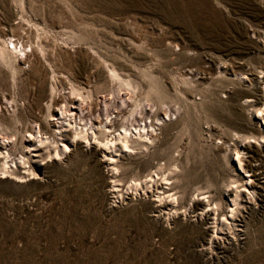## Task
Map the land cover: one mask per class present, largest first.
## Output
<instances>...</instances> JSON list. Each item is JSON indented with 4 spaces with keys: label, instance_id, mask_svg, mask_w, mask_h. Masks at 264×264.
Masks as SVG:
<instances>
[{
    "label": "rangeland",
    "instance_id": "obj_1",
    "mask_svg": "<svg viewBox=\"0 0 264 264\" xmlns=\"http://www.w3.org/2000/svg\"><path fill=\"white\" fill-rule=\"evenodd\" d=\"M0 48V147L37 174L0 178V264H264V0H0Z\"/></svg>",
    "mask_w": 264,
    "mask_h": 264
},
{
    "label": "bare ground",
    "instance_id": "obj_2",
    "mask_svg": "<svg viewBox=\"0 0 264 264\" xmlns=\"http://www.w3.org/2000/svg\"><path fill=\"white\" fill-rule=\"evenodd\" d=\"M3 36L8 37V34L7 33H4ZM15 46L17 47V45H15ZM10 54H11V52L8 49L0 48V59L2 61H4V63L11 64L10 61L12 59L10 57ZM112 71H113L112 76L114 78L119 79L123 84L126 83L129 86L131 85V83L128 82V81H125V79H123L120 76V74L115 69H113ZM145 75L149 77L148 73H145ZM141 88H142V86H141ZM151 91L152 92H155V87H154V85L152 83H151ZM61 115H64L63 111L61 112ZM55 119L56 120H61L62 117L59 116V113H58L56 116H54V120ZM62 126L65 127V125H62ZM140 127H141V129L139 130V132L138 133H135V134H138L139 135L138 138H141V142L139 140H136V139L134 140L133 134H132L131 130L128 129L127 126H124L123 127L124 128V132H120L117 137H115V138H113L111 140H107L104 143V146L103 147L100 146L102 148V150H103L102 152L104 153V156L106 157V160L111 161L109 163H112L114 161V159H115V156H114L113 152L116 151L115 148L117 147V141H120L121 142V145H120V149L119 150H122V151H131V150H133L134 149L133 143H135L136 141L137 142L139 141V143H141V145H145V143L147 142L146 140H149L150 139V137H149V129L147 127H154V126L152 124L151 125H147V123H145V124H142ZM89 129H92L93 130L94 127L91 126ZM87 131H88V129H83V126L76 127L75 130H74V135H73L74 140H72L69 143L68 142L67 143L65 142V143L60 144L59 142H56L55 140H52V139H49V138H47V139L40 138L38 140L39 141V145H37L36 142H34V143L30 144L29 146L28 145L27 146L29 147L28 149L30 150V153L35 154V155L32 154V156H38V155H40L39 153H36L34 151H39L41 146H47L49 149H53V150L50 151L49 155L52 158L60 159V158H62L63 155H66L67 153L70 152V150H71L70 149L71 143L72 144L78 143L79 142V140H78L79 138H85L87 140V144L88 145H90L92 143V141H91V137L92 136H91V134L90 135H87L86 134ZM92 134L95 135L96 132L93 131ZM31 135H33V134L31 133ZM94 138L96 139L95 136H94ZM3 144H5V143H3ZM101 145H103V144H101ZM32 156H30V157H32ZM28 160H29V156L24 155L23 157H21V162L18 163V161L16 160V158L13 157V153L12 152H10L9 150L4 151L0 147V161H2L0 163V178H6V177H8V175H6L7 173H15V169L17 170V168L21 164H29V161ZM238 160L240 162L241 168L244 169L246 172H248L247 169H246V167L243 165V160L240 157H238ZM25 169H26V171L29 174H32V175H35L36 174L35 170L30 166V164H29V167L26 166ZM134 183H135V186L136 187H139V185L141 184L140 182H138L136 180H134ZM253 187H254V185H252V188ZM238 204H240L239 196L236 195L233 198V205L234 206H237ZM165 205L166 204H161V207H164ZM235 212H236V209L233 208L231 210L232 215H234Z\"/></svg>",
    "mask_w": 264,
    "mask_h": 264
}]
</instances>
